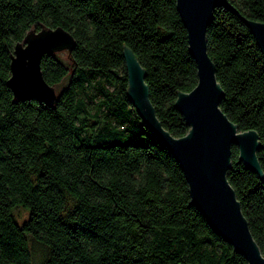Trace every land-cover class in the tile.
Returning <instances> with one entry per match:
<instances>
[{
	"label": "trees",
	"instance_id": "obj_1",
	"mask_svg": "<svg viewBox=\"0 0 264 264\" xmlns=\"http://www.w3.org/2000/svg\"><path fill=\"white\" fill-rule=\"evenodd\" d=\"M264 21V0H230ZM61 25L67 60L41 58L55 106L14 97V45L31 28ZM145 68L157 117L173 135L189 125L177 91L197 82L176 0H0V264H247L191 201L184 172L127 95L123 45ZM207 51L224 90L219 105L258 132L263 177L232 152L226 176L264 250V56L232 10L218 5ZM27 209L19 222L14 206ZM44 248L35 259L33 244Z\"/></svg>",
	"mask_w": 264,
	"mask_h": 264
},
{
	"label": "water",
	"instance_id": "obj_2",
	"mask_svg": "<svg viewBox=\"0 0 264 264\" xmlns=\"http://www.w3.org/2000/svg\"><path fill=\"white\" fill-rule=\"evenodd\" d=\"M218 5L240 16L264 56V21L238 13L230 0H176L187 30L188 49L197 65L196 84L188 91H177L175 99V105L189 125L188 131L176 136L163 126L150 100L145 68L134 51L124 44L127 95L143 122L179 163L191 201L209 226L231 243L236 252L243 254L247 264H264V250L254 240L240 201L226 176L233 144L237 145L239 158L249 168L262 177L263 171L256 154L260 145L258 132L253 128L240 129L219 105L224 90L216 79L215 65L206 44L207 25ZM75 43L72 33L61 25L29 29L23 40L15 43L10 58L7 84L14 97L35 98L55 106L59 95L43 76L41 58L46 52L70 51Z\"/></svg>",
	"mask_w": 264,
	"mask_h": 264
},
{
	"label": "rangeland",
	"instance_id": "obj_3",
	"mask_svg": "<svg viewBox=\"0 0 264 264\" xmlns=\"http://www.w3.org/2000/svg\"><path fill=\"white\" fill-rule=\"evenodd\" d=\"M55 52L62 59L67 60V58H68V50L67 49H62V50H58ZM67 80H68V78L65 77L59 83L54 84L56 91H58L63 85H65L67 83ZM12 212L15 214V216L19 222H21L23 218L27 217V209H25V207L22 205L14 206L12 208ZM33 252H34L35 259H39L42 257V255L44 253V248L41 245L34 243L33 244Z\"/></svg>",
	"mask_w": 264,
	"mask_h": 264
}]
</instances>
